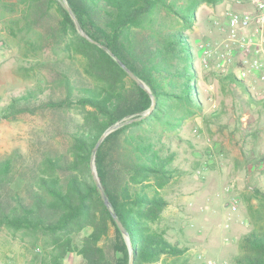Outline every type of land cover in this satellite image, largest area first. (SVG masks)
Masks as SVG:
<instances>
[{
	"label": "trees",
	"instance_id": "16d2710c",
	"mask_svg": "<svg viewBox=\"0 0 264 264\" xmlns=\"http://www.w3.org/2000/svg\"><path fill=\"white\" fill-rule=\"evenodd\" d=\"M220 0H0L3 27L25 38V52L40 47L43 66L58 90L46 101L36 93L15 97L1 119L51 109L71 114L65 146L0 160V228L32 240L39 264H62L67 254L83 264H187L184 249L158 227L171 182L174 151L163 133L202 110L196 52L186 27L196 8ZM166 18H178L175 28ZM111 52L149 90L138 86ZM240 82L233 74L226 78ZM154 101L153 109L148 115ZM38 102V103H37ZM94 153L101 187L120 220L130 247L104 205L93 180ZM264 163V155L259 158ZM255 193L264 208V191ZM234 264H264V221L239 242Z\"/></svg>",
	"mask_w": 264,
	"mask_h": 264
},
{
	"label": "rangeland",
	"instance_id": "374dc122",
	"mask_svg": "<svg viewBox=\"0 0 264 264\" xmlns=\"http://www.w3.org/2000/svg\"><path fill=\"white\" fill-rule=\"evenodd\" d=\"M251 6L247 0H220L200 4L186 32L196 52L195 66L203 95L202 110L163 133L174 151V176L161 192L167 200L159 229L166 239L184 249L187 264H234L240 239L264 221V91L254 78L239 79L237 67L222 71L218 44L226 34L225 10ZM240 12V11H239ZM0 18V115L15 97L36 93L46 101L58 90L43 66L51 56L44 46L36 54L25 52V38L11 36ZM180 28L178 18H166ZM211 47L212 56L202 51ZM238 61L235 60L234 62ZM233 74L240 82L226 78ZM37 102V103H38ZM69 113L40 109L15 119L0 118V160L18 151L30 157L45 149L65 146L64 123ZM43 254L19 232L0 228V264H39ZM62 264H83L80 256L67 254Z\"/></svg>",
	"mask_w": 264,
	"mask_h": 264
},
{
	"label": "built area",
	"instance_id": "2783aa9c",
	"mask_svg": "<svg viewBox=\"0 0 264 264\" xmlns=\"http://www.w3.org/2000/svg\"><path fill=\"white\" fill-rule=\"evenodd\" d=\"M252 7L251 13L233 11L230 8L225 10V26L229 41L240 47L241 56L237 62L233 61L235 49L228 47L225 52L219 54V67L222 71L225 66L234 65L237 67L238 78H248L246 67L254 72V79L260 83L264 91V50L262 41L264 38V0H247ZM255 26L250 31V26ZM253 47H256L253 49ZM213 49L205 47L202 51L204 59L212 56Z\"/></svg>",
	"mask_w": 264,
	"mask_h": 264
},
{
	"label": "water",
	"instance_id": "95a60500",
	"mask_svg": "<svg viewBox=\"0 0 264 264\" xmlns=\"http://www.w3.org/2000/svg\"><path fill=\"white\" fill-rule=\"evenodd\" d=\"M63 3H64V6H65V9L67 10L68 14L70 15V17L73 19L76 27H77V30L79 32L80 35H83L81 29L79 28L71 10L68 8V6L66 5V2L65 0H62ZM118 64L121 68H123L125 70V72L127 73V75L130 77V79H132L138 86H140L141 88H143L144 90H146L148 93H149V90L148 88L131 72L129 71L127 68H125V66L117 59L115 58L111 52H107ZM153 106H154V101L152 99V105L151 107L149 108V110L147 112L144 113L143 116H146L149 114V112L153 109ZM136 120L135 118L134 119H131V120H128V121H123V122H120V123H116L115 125L111 126L110 128H108L104 133L103 135L100 137V139L98 140V142L96 143L94 149H93V154L91 156V171H92V176H93V180L95 182V185L98 189V192H99V195L104 203V205L107 207V209L110 211L111 213V216H112V219L114 221V223L116 224L117 228L119 229V231L121 232V234L124 236L126 242H127V245L128 247H130V244L128 242V238H127V235H126V230L124 229L123 225L121 224L120 220L117 218V216L113 213V211L111 210V204L109 202V200L107 199L102 187H101V184L99 182V179L97 177V173H96V170H95V167H94V153L95 151L97 150L99 144L101 143V141L104 139V137L106 135H108L110 132L114 131L115 129L119 128L120 126H122L123 124L125 123H128V122H132ZM128 264H132V257H130L129 259V263Z\"/></svg>",
	"mask_w": 264,
	"mask_h": 264
},
{
	"label": "crops",
	"instance_id": "0c3cea01",
	"mask_svg": "<svg viewBox=\"0 0 264 264\" xmlns=\"http://www.w3.org/2000/svg\"><path fill=\"white\" fill-rule=\"evenodd\" d=\"M238 12H243V13H251L252 12V7L248 8L246 6L240 5L239 6ZM255 26V24L250 26V31L252 30V28ZM225 36L223 37V39L219 42L218 44V52H225L227 50L228 47H231L233 49H235V54L236 56H234L233 61L237 60V57L239 58L241 56V49L240 47H237L236 45H233L229 39H228V34H224ZM256 47H253V49H255ZM262 49L264 50V38L262 41ZM246 71H248V77L250 78H254V72L250 69V67H246Z\"/></svg>",
	"mask_w": 264,
	"mask_h": 264
}]
</instances>
